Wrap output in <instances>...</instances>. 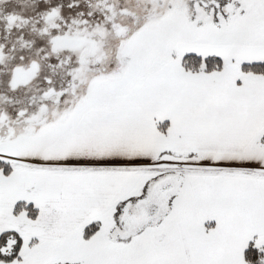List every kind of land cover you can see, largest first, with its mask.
I'll list each match as a JSON object with an SVG mask.
<instances>
[{"label":"snow or ice","instance_id":"1","mask_svg":"<svg viewBox=\"0 0 264 264\" xmlns=\"http://www.w3.org/2000/svg\"><path fill=\"white\" fill-rule=\"evenodd\" d=\"M0 264H264V0H0Z\"/></svg>","mask_w":264,"mask_h":264},{"label":"flooded vegetation","instance_id":"2","mask_svg":"<svg viewBox=\"0 0 264 264\" xmlns=\"http://www.w3.org/2000/svg\"><path fill=\"white\" fill-rule=\"evenodd\" d=\"M18 2H20V0H18Z\"/></svg>","mask_w":264,"mask_h":264}]
</instances>
